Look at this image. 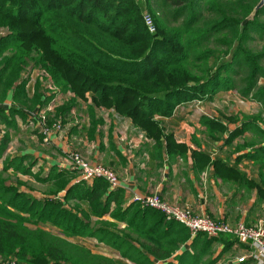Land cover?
Returning a JSON list of instances; mask_svg holds the SVG:
<instances>
[{"label":"trees","instance_id":"obj_1","mask_svg":"<svg viewBox=\"0 0 264 264\" xmlns=\"http://www.w3.org/2000/svg\"><path fill=\"white\" fill-rule=\"evenodd\" d=\"M260 2L160 0L166 10L161 16L150 0H0V102L9 97L12 102L8 112L0 107V123L16 127V114L24 118L25 109L39 114L48 108L56 93H48L44 77H38L35 88L29 83L30 69L39 67L59 92L73 94L45 115L46 126L57 121L63 126L70 112L80 108L75 107L78 100L90 93L89 127L88 122L83 125L90 138L105 123L98 109L106 108L131 119L136 130L152 140L148 151L153 158L186 157L189 146L177 142L162 120L172 117L177 107L230 90L264 105V84H260L264 49L259 52L249 46L256 36L264 39ZM145 13L152 14L156 32L149 31ZM241 70L245 76L238 81ZM241 118L247 117L227 119ZM200 123L212 141L227 131L225 120L212 115H202ZM38 125L43 129L42 120ZM243 130L231 132L226 143ZM10 141L9 132L0 138V159ZM196 144L191 152L195 169L201 170L211 153ZM261 150L264 147L257 148L256 159ZM27 159V155L7 158L0 170V263L18 259L19 264H130L128 259L133 264H155L173 257L178 264H214L217 258L204 260L212 254L214 242L223 241L227 249L239 242L233 234L198 233L192 242L194 253L175 255L192 234L184 224L168 221L157 209L128 203L125 190L110 188L103 178L72 184L74 170L54 166L33 173L38 161L26 165ZM213 163L220 174L234 171L221 157ZM10 167L51 183L52 195L37 197L24 191L22 181L10 184L5 177ZM237 174L239 180L245 179L243 173ZM71 200L75 205L69 204ZM106 214L117 221L104 218ZM121 221L126 222L123 228ZM45 224L65 237L44 230ZM83 237L117 250L123 259L94 253L79 243Z\"/></svg>","mask_w":264,"mask_h":264},{"label":"crops","instance_id":"obj_2","mask_svg":"<svg viewBox=\"0 0 264 264\" xmlns=\"http://www.w3.org/2000/svg\"><path fill=\"white\" fill-rule=\"evenodd\" d=\"M150 1L153 5L152 0ZM11 105L10 97L4 102H0V107H3L7 112ZM246 108L248 109L249 107ZM24 112L26 114L24 118L18 114L14 116L16 127H7L5 124L0 123V138L7 132L11 136L9 146L0 159V170L3 169L7 158L20 155L28 156L25 164L29 161H38L40 165L39 160L46 161L48 165H44L46 167L45 172H48L54 166L67 167L68 164L61 162V160L67 157L65 152L72 148L70 145L67 146V143L71 142L72 139L70 137L73 136L74 140L78 141V144L84 143L83 150L85 153H92V158L90 159L118 170L121 180H123L122 186L120 187L125 190L128 203L132 202L134 194L146 195L158 193L163 199L171 203L189 205L197 214L208 215L232 224L243 222L249 225L264 221V150L258 153L257 159L254 157L257 148L264 147V120L253 119L249 115H244L247 118L243 120L241 118L239 121L231 122L227 118L234 115H216L219 119L225 120L227 131H225L220 139L212 141L205 134V126L200 123V117L202 115H199L197 121L193 123L195 127H193L191 135H181L178 131L186 126L187 120L185 118H187L190 112H193V115L194 110L190 107H177L172 117H163L162 120L166 131L173 132L177 142L186 143L189 146L188 153L186 157L181 155H175L174 157L164 155L163 158L156 159L151 156L150 151H142V146L135 151L138 143L134 144V150L130 149L128 143L134 139L132 129L136 128L129 118L120 116L122 119L117 120L115 118L119 116L117 113V115L114 114L109 119L105 118V114L101 115L98 113L103 117L105 123L100 126L95 138H90L87 130L84 128L74 135L70 132L72 128L73 132L77 131L74 127H71L69 133L60 130L52 131L49 138L50 144L54 146L53 154L48 150L52 146L48 143L45 149L48 150L47 154L50 155L39 153L30 146H24L16 152H12L10 148L12 142H23V140L24 142H28L29 139L32 142L37 141L36 143L41 141L40 143L42 144L43 141L37 131L39 125L38 119L35 118L37 116L35 110L25 109ZM113 112L115 113V111ZM85 113L84 122H88L85 126L89 127V116L87 111ZM123 124L127 125L126 128L130 126L132 129L131 131L127 129L124 132L126 136L124 137V134H122V137H120L117 132ZM31 126H34V128L31 129ZM243 127L245 130L235 136L230 143H226L231 132H235ZM121 128L123 129V127ZM136 132L139 134L137 130ZM25 138L27 139L25 140ZM196 141L201 144L202 149H206L211 153L210 162L201 170L195 169V160L191 152L193 149L198 148ZM149 142L152 145V140L149 139L146 143L149 145ZM40 143L38 144L40 145ZM45 143L43 142V144ZM216 156L221 157L224 164L234 169V171L230 173L223 171L224 174H220L213 163ZM238 171L245 175L244 180H239ZM7 172L30 177L29 173L16 171L13 167H10ZM76 181L77 179L72 180L71 183L73 184ZM24 185L25 183L21 185L22 190L29 191L37 197H40L38 195L39 193L35 190L24 189ZM104 218L117 221L110 217L109 214H106ZM93 219L97 220V216L93 217ZM118 223H120L122 228L126 226V222L121 221ZM190 235L191 237L181 244L180 248L175 252V255L182 254L185 251H189L190 253L195 252L192 242L198 233ZM92 240H95L96 243L93 245L94 248H89L94 253L97 252V254L106 255L115 259H123L117 250L105 246L104 243L98 244L97 240L93 238L90 242ZM225 246L226 243L223 241L219 240L214 242L211 254V258H217L214 264H256L250 259L241 263L237 261L236 258L247 255L248 253V245L245 243L237 242L236 240L229 249L225 248ZM126 261L133 264L128 259ZM169 261H173L175 264L179 262L178 259L171 257L169 260H156L155 264H165Z\"/></svg>","mask_w":264,"mask_h":264},{"label":"rangeland","instance_id":"obj_3","mask_svg":"<svg viewBox=\"0 0 264 264\" xmlns=\"http://www.w3.org/2000/svg\"><path fill=\"white\" fill-rule=\"evenodd\" d=\"M159 1L160 0H152L153 6L156 9V11H158V14H161V16H164L166 10L162 9V7H160V5L158 4ZM205 15L207 16V14H205ZM260 19L264 20V14H262L260 16ZM173 24H175V23H173ZM249 46L253 50L260 52L264 49V39L260 38L259 36H256L254 40L249 41ZM227 58H228V60L230 59L229 56L226 57L225 59H227ZM262 63L264 64V60ZM30 70H31V73L29 75V83L31 85H33L34 88H35V85L37 83L38 77L39 78L44 77L45 83H43V85H45V89L48 91V93L49 94H50V92L56 93L54 98L49 103L48 108L43 109L42 111L39 112V114H37V112L35 111V113L38 116L37 119L40 122L41 121L40 117H43L44 115L48 114L49 111L53 112L57 106H62L63 104L67 103V101L73 96V94H72V92H63V91L59 92V90H58L59 88L55 87L54 85H52L53 87H50V85H49L50 80L48 79L49 76H48L47 72H45L43 69H40L39 67L38 68L34 67ZM243 76H245V72L243 70H241V74L239 76H236V79L238 81H240V78ZM260 84H264V77L261 78ZM232 91L231 92L220 91L213 98H210V99L206 98L203 101L194 99L190 102H187V103L180 105L179 107H190V108H192L194 110V114L192 115L193 112L188 113L187 118H185V120H187L186 126L184 128H181V130H179L178 132L181 135H185V136H187L188 134L191 135L193 127H195L193 123H195L197 121V118L199 117V115H204L205 113L212 115L214 117H216V115H220V114H222L224 116L240 115V117H243L244 115H249L252 118H258L260 120H264V105L262 103L254 101V100L250 99V97H246V98L242 97L238 90H232ZM222 92H224V93H222ZM29 94H30V96H32V92H30ZM91 101H92V99H91L90 93L86 94L85 99L80 98L78 100L77 105L75 106V107H80V108H74L70 112L67 119L65 121H63L64 125L63 126L61 125L60 131H62V132L66 131L67 133H69L71 127H74L77 129V131L73 132V128L70 131L74 135V134H77L81 129H83V125L85 123L84 119L86 116L85 115L86 114L85 113L86 107L89 103H91ZM246 107H249V108L247 109ZM196 110H198V111L196 112ZM98 113L101 115L105 114V118H108V119L110 117H113L114 114L117 115L113 111L108 110L106 108L98 109ZM246 113H248V114H246ZM51 117H53V114L51 115ZM115 118L117 120L122 119L120 116H118V117L116 116ZM56 119L58 120V118H56ZM56 119H49V121L52 120V122H53ZM57 123H58V121L49 125V122H48L49 127L46 126L45 130H44L45 124L43 126V129L39 128L37 130L39 136H41V134L44 133V138H43L42 144L40 143L41 141L38 142V143H40V145H39L38 143H36L37 142L36 140H34L36 142H32L29 139H28V142H24V140H23V142L15 141V142H12V144L10 145L12 152H16L17 150L21 149V147L30 146L31 148H33L34 150H36L39 153H44L46 155H50V154H47V151L49 150L50 153L53 154L54 146L52 144H50L49 135L52 131L55 132L56 129L59 127V124H57ZM123 125H121L119 127V130L117 132L120 137H122V134H124V132L127 129H128V131H131V129H132L130 126L128 128H126L127 127L126 124H123ZM50 127L53 129H51ZM121 127H123V129ZM30 128L32 129V128H34V126H31ZM105 130H107V129H105ZM132 135H133L134 139L131 141L128 140L129 141L128 145L130 146V149L134 150L135 149V148H133L135 146L134 144L138 143V147H136L135 151L140 149L139 147H141V146H142V148H141L142 151H144V152L148 151L149 145L146 142L149 141V138L144 137L143 133L137 134L136 129H132ZM61 136L64 137L62 134H61ZM109 136H110V131H109ZM123 136L125 137L126 135L124 134ZM26 139L27 138H25V140ZM45 139L47 141L46 143H45ZM70 139H72V140L70 143L69 142L67 143L68 144L67 146L70 145L72 148L69 149L67 152H65L67 157H65V159H62L61 162L68 164L71 162L70 156L72 154H79L80 157L82 159H84V161L91 163V164L97 163V162H94L92 159H90V158H92V153L87 154L84 152V150H83V148H84L83 144L84 143L78 144V141L74 140L73 136L70 137ZM31 140H33V139L31 138ZM43 142L45 144H43ZM47 143L50 144V146L52 145L48 150L45 149L48 146ZM39 161L41 163L40 165H39V163H36L32 167V170L35 173L45 172V169H46L45 166L48 165V163L46 161L45 162H43L42 160H39ZM29 162H31V161H29ZM29 162H27L26 165ZM108 167L113 169L117 173V175L120 176L117 169H115L114 167H111V166H108ZM70 169H71V171H73V170L75 171L74 168H70ZM74 171H73V177H72L73 179L72 180L78 179L79 174H80L77 171H75V172ZM5 177L8 179V182H10V183H16L17 184L18 181H22V183H25V185L23 186L24 189L26 188V189L35 190L37 193H39L38 195H40V197H43V196H46L49 194L52 195V193L50 192L51 183L39 181L33 175L31 176V174H30V177H26L24 175L20 176V175H16V174H10L9 172H5ZM20 179H24V180H20ZM122 182H123V180H122ZM61 195H63V193ZM75 203L76 202L74 200L69 201V204L75 205ZM206 216H208V215H206ZM209 217H211V216H209ZM30 226L32 228H36V226H32V225H30ZM41 227L53 235L65 237V235L59 229H57L56 227H53L49 224L42 225ZM199 233H203V232H199ZM69 240L71 242L77 243V241L74 238H69ZM79 243L81 245H84L87 248H89V247L94 248L93 245L96 243V241L92 240L90 242V240H84V237H83V238H81V241H79ZM95 253H97V252H95ZM211 257H212V255L208 254V256H206V258H204V260L210 259ZM7 260H9V259H7Z\"/></svg>","mask_w":264,"mask_h":264},{"label":"built area","instance_id":"obj_4","mask_svg":"<svg viewBox=\"0 0 264 264\" xmlns=\"http://www.w3.org/2000/svg\"><path fill=\"white\" fill-rule=\"evenodd\" d=\"M144 21L150 32H156V24L152 14L145 13ZM49 85L53 87V84L50 83ZM40 119L42 120V125L44 126L45 124V130V115L40 117ZM57 124H59V127L56 130H60L61 125L60 123ZM45 142H47L46 139ZM70 159L71 162L68 163L67 168H74L75 171L80 173L77 179L78 181H85L91 184L96 178H103L109 183L110 188L122 186L120 176L110 167L101 163H88L79 154H72ZM132 201L161 211L168 221L174 220L184 224L191 230L193 235L199 232L206 233L211 237H218L225 233L233 234L239 242L248 245L247 255L237 258L239 263L250 259L256 264H264V221L249 225L243 222L232 224L221 219L197 214L189 205L171 203L163 199L158 193L146 195L134 194ZM0 264H19V262L18 259H9L2 261Z\"/></svg>","mask_w":264,"mask_h":264},{"label":"water","instance_id":"obj_5","mask_svg":"<svg viewBox=\"0 0 264 264\" xmlns=\"http://www.w3.org/2000/svg\"><path fill=\"white\" fill-rule=\"evenodd\" d=\"M264 4V0H261L260 4L258 5V7H261Z\"/></svg>","mask_w":264,"mask_h":264}]
</instances>
